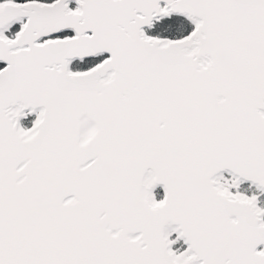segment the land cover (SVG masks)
<instances>
[{
    "label": "snow or ice",
    "instance_id": "obj_1",
    "mask_svg": "<svg viewBox=\"0 0 264 264\" xmlns=\"http://www.w3.org/2000/svg\"><path fill=\"white\" fill-rule=\"evenodd\" d=\"M0 264H264V0H0Z\"/></svg>",
    "mask_w": 264,
    "mask_h": 264
}]
</instances>
